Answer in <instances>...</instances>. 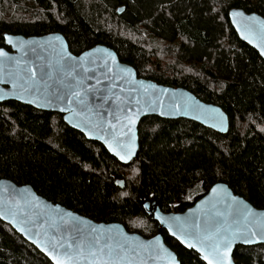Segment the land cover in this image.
<instances>
[{"label":"trees","instance_id":"16d2710c","mask_svg":"<svg viewBox=\"0 0 264 264\" xmlns=\"http://www.w3.org/2000/svg\"><path fill=\"white\" fill-rule=\"evenodd\" d=\"M233 8L264 17V0H0V49L9 50L5 34L60 33L76 56L103 45L138 78L185 89L220 107L229 121L220 134L185 119L145 117L138 155L124 165L61 114L3 102L0 179L145 238L158 229L144 202L183 213L217 183L264 209V60L232 28ZM162 236L180 264H205L165 231ZM233 259L264 264V245L239 246ZM0 264L52 263L0 220Z\"/></svg>","mask_w":264,"mask_h":264},{"label":"water","instance_id":"95a60500","mask_svg":"<svg viewBox=\"0 0 264 264\" xmlns=\"http://www.w3.org/2000/svg\"><path fill=\"white\" fill-rule=\"evenodd\" d=\"M228 19L238 38L264 60V17L233 8ZM4 44L9 50L0 49V103L61 114L67 126L124 165L138 155V125L145 117L185 119L228 132V116L220 107L185 89L138 78L106 46L76 56L60 33L5 34ZM143 209L157 223L151 238L129 233L119 223L95 222L46 200L30 185L0 179V220L52 264H180L163 231L205 264H235L237 247L264 245V209L225 183L212 186L183 213H164L148 202Z\"/></svg>","mask_w":264,"mask_h":264}]
</instances>
